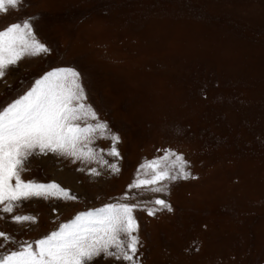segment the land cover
Segmentation results:
<instances>
[{"label":"rangeland","instance_id":"1","mask_svg":"<svg viewBox=\"0 0 264 264\" xmlns=\"http://www.w3.org/2000/svg\"><path fill=\"white\" fill-rule=\"evenodd\" d=\"M26 20L48 51L5 70L0 108L71 68L96 114L78 124L107 127L82 141L90 158L28 157L23 181L55 182L76 199L0 206V232L11 237H0V255L79 213L126 203L136 206L133 260L101 254L90 264H264V0H21L0 13V30ZM166 151L177 179L130 187L151 179L141 165Z\"/></svg>","mask_w":264,"mask_h":264},{"label":"snow or ice","instance_id":"2","mask_svg":"<svg viewBox=\"0 0 264 264\" xmlns=\"http://www.w3.org/2000/svg\"><path fill=\"white\" fill-rule=\"evenodd\" d=\"M21 0H0V13L16 8ZM29 21L13 23L0 30V77L5 70L17 64L26 55L45 53L48 48L39 42ZM80 73L74 69H56L46 73L26 94L13 103L0 108V206L4 213H12L15 204L33 196H55L62 194L68 199H76L71 193L52 182L39 184L21 179V172L28 157L39 153H59L80 159L90 158L91 149L84 151L81 144L97 130L103 132L107 125H87L81 127L78 121L95 112L85 109L82 103L84 89L80 84ZM113 147L110 155L119 157L115 147L119 137L112 136ZM86 147V145H85ZM170 153L141 165V169L152 171L151 179H139L130 187L155 185L164 180H175L164 161ZM182 159V158H179ZM111 167L119 171L113 164ZM94 174L95 169L92 170ZM182 169L180 177L186 178ZM15 181V183H13ZM152 188V191H160ZM127 197H125L126 199ZM157 205L171 207L157 199ZM136 206L126 203L107 204L102 208L77 214L63 223L57 230L34 242H24L17 249L0 255V264H90L96 257L123 259L131 262L137 251L138 224L133 216ZM149 215L153 211L149 210ZM17 223L35 222L28 215H14ZM0 237L11 240L6 233ZM126 238V239H125Z\"/></svg>","mask_w":264,"mask_h":264}]
</instances>
